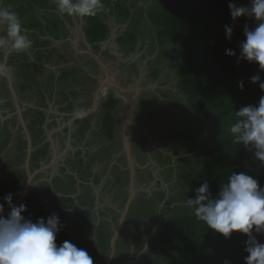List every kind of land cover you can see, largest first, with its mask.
Segmentation results:
<instances>
[{
  "label": "trees",
  "instance_id": "1",
  "mask_svg": "<svg viewBox=\"0 0 264 264\" xmlns=\"http://www.w3.org/2000/svg\"><path fill=\"white\" fill-rule=\"evenodd\" d=\"M111 1L114 7L120 10V15L125 18L129 16L132 5L128 7L119 0H104L106 9ZM10 2L15 6V12L20 17L22 25L33 28L43 35L53 30L52 35L58 37V34L63 32L58 28V15L48 12L56 8L54 0H10ZM229 3L237 6L249 5V0H158V4L147 11L149 21L157 28L158 44L163 46L168 42L169 48H166L168 51L163 52L168 53L167 62L169 61L170 70L174 72L176 87L187 97L189 107L201 113L203 118L216 121L218 125L215 129L221 132L216 142L215 155L203 159L201 168L195 174H189L186 179V186L194 195V189L207 179L214 196L234 171L249 172L258 179L261 186H264V166L255 160L253 153L246 151L242 145L233 143L227 131L234 121L236 109L242 105L258 104L259 98L264 95L259 88V82L252 83L250 80L253 75L259 74L264 81V71L260 70L256 62L237 59L240 55L238 45L245 39L244 26L247 24L252 29L258 21L251 17L240 16L233 22ZM36 9L42 10L44 15H50L45 24L38 17ZM102 17L103 13L88 17L85 26L88 41L98 45L108 37V28ZM225 25L233 27L231 39L226 38ZM136 38L135 33L127 32L117 41L132 45ZM225 49L235 50L236 55H226ZM160 66L162 67V65L154 67L151 79L159 78L162 69ZM34 79L35 77L30 78V80ZM241 80L244 82L242 91L238 88V82ZM22 81L20 91H24L26 86H31L29 82L25 83L24 79ZM162 81L165 82L164 79ZM121 107L122 101L112 92L102 100L103 127L108 132L109 139L113 138V133L117 131L115 112ZM12 125H15V121ZM20 126L15 129L14 142L18 147L17 156L22 159V164L26 155V139ZM34 126L35 144L38 142L37 138L43 139V129L38 123ZM174 133L182 132L174 131ZM0 138L4 139L0 145L1 153L3 145L5 146L6 135L0 133ZM47 143L32 152L30 165L34 169L49 159ZM114 143L119 150L120 140H114ZM17 163L19 161L0 169V203H4L3 197L9 192L13 193L14 199L25 178L24 168ZM187 182H192V187ZM125 198L126 191H124ZM75 199L81 198L52 194L48 187L36 188L26 194L23 203L27 205V209L22 215L35 222L39 217H44L46 220L55 212L59 217L60 229L56 234L57 244L68 240L77 247L86 249L92 258H95L96 246L101 249L108 248L111 233L103 230V222L96 230V237H93L95 212H91L89 208L81 210L83 205L74 203ZM141 201L142 199H136L131 203L125 218L124 228L116 243L118 251L115 257L118 264L125 259L122 253L126 250L118 245L126 233L127 223L133 217L135 206H140L142 209L143 219L147 221L151 219L145 225V229L143 228L148 233L153 229V226L151 227L153 222L161 217V214L153 215V208L147 203L141 205ZM7 209L8 206L5 204V212ZM143 232H140L141 238L136 242V250L143 247ZM254 235L260 242H264V234L254 233ZM246 239V236L238 232H233L231 237L226 239L221 234L208 229L204 222L195 217L194 211H188L178 212L166 221H162L149 240L150 243L167 248L169 257L165 264H224L225 259L230 260L231 264H245Z\"/></svg>",
  "mask_w": 264,
  "mask_h": 264
},
{
  "label": "rangeland",
  "instance_id": "2",
  "mask_svg": "<svg viewBox=\"0 0 264 264\" xmlns=\"http://www.w3.org/2000/svg\"><path fill=\"white\" fill-rule=\"evenodd\" d=\"M136 1L138 2V0H135V2ZM139 4L144 10H149L158 4V0H141ZM111 16L112 15H109V17ZM46 18L47 14L43 15V20ZM111 19H113V17ZM126 20H124V18H119L115 25L116 28L119 29L120 27L122 28V26L124 27ZM125 27L126 33L135 32L137 40L135 44L131 45L135 47L134 52L131 54L124 53V59H135L136 57L138 58L142 56L138 61L139 63L136 65L137 74L135 73L131 77V73H126L131 78H128L125 84L133 83V85L136 86L150 87V89L141 93L140 97L136 98L134 102V116L139 118L136 121L137 128H134V140L142 149V152L148 149L146 155L145 153H142L143 157L146 159L147 165L145 168L140 169L137 172L136 197L137 199H142L141 205L144 206L147 203L151 208H153V215L155 213L161 214L162 223V221H166L178 212L194 211L193 208L188 207L186 204L188 198L195 197L189 187L186 186V179L189 174H195L201 168L203 159L211 158L215 155L216 142L221 132H219L218 129H215L218 125L216 121L203 118L201 113L199 114L198 111L197 113L194 109H191L188 105L187 97L176 87L175 79L173 77L174 73L170 74L172 71L169 67V61L167 62L168 53L163 52L164 50H166V52L168 51L166 49L169 48L167 45L168 43L158 49L154 48V41H152V43L149 42L148 45L146 44L148 37L152 38V35L155 32V26L151 24L147 15L143 14L142 18L136 20L131 19ZM120 34H122V32H120ZM41 36L42 35L33 34L32 41L47 44ZM141 38L142 43L144 42L143 44L139 41ZM140 43L142 45L139 49L137 46L140 45ZM128 46L130 45L128 44ZM37 54L38 51L35 54L29 53V55H32L31 59L36 62L34 63L30 61V63L37 65L36 67L33 66L29 71V76L35 73V71L39 73L36 74L35 80L42 86V90L37 89L36 91L35 87L30 86L28 87L29 90H26V92L22 95L23 102L28 104V108L26 107L25 111L30 116H36L35 106L37 100L39 99L37 93L40 94L42 91L44 93L45 85L49 87L52 86V88L53 86H56V88L60 89L62 92L64 88L66 89L70 86V83L73 80L69 78V68H61L60 66H57L56 68V66L51 65V69L54 70L56 68L58 70L55 69V72L50 71V68L48 69L47 67L49 64L46 66L44 59L35 58L37 57ZM106 59L110 60V57H106ZM86 65L92 66V63L85 60L84 67ZM159 65H162V67L160 66L162 68L160 73L163 75L165 74V77H163L165 82L158 79L154 80L149 77L150 72L154 69V67ZM37 67L40 71L35 69ZM123 68L124 67H121V69L116 68L120 75L123 72L125 73ZM94 72L98 74V72ZM79 73V75L85 74L83 71H80ZM32 81L33 80H29L30 85H32ZM177 94L180 96H177ZM129 96L130 95L118 96V98L123 102L122 109L117 114L120 123L118 131L119 137L122 136L125 128V120L127 118V102L129 100ZM73 97H75L76 100L79 99V97H76L75 94ZM95 115L96 112L91 113V118L93 120L95 119ZM4 123L7 125L5 119H0V133L6 135V142H9L12 137L10 136V132H6V126ZM174 131H181L182 133L176 134ZM108 135L109 134L104 137H107ZM100 138L102 137L98 132L93 134L89 138V141H85L86 144H84V146L88 149V156L82 157L79 154L76 157V162H73L75 165L72 166L71 172L78 169V171H80V176L78 175L79 179L82 178L83 180V178L86 179L91 176L90 170L93 167V161L91 160L97 155L96 149H99V145L96 143ZM3 140L4 139L0 138V145L3 143ZM18 151L19 150L15 145V142L10 141L0 157V169L13 165L17 161H19L17 164L21 167L23 163L21 164L22 159L17 156ZM98 155H102L104 158L106 157L108 162L104 161L101 166H95L97 168V172L94 173V175L97 174L96 178L90 177L85 181L83 186H81L73 181L74 175H71L66 178V192L68 194L79 195L80 198H87L86 195H89L88 199H96L98 203H100L99 209H95L93 204L89 205L91 212L94 211L96 215L94 217V225L98 227L99 224L104 222L103 230L111 233V230L114 229L117 224L119 214L123 208V205L118 204V201H116L118 197L116 196L117 193L115 191H118L120 188V192H122V186H124V191H126L128 181L123 175V178L118 181V171L114 166L110 168V165L113 163H115V165H125L123 160L124 154L121 150H116V146L111 145V142L108 140V147H100ZM147 155L149 156L147 157ZM170 155H172V162L174 160L171 168L162 170L156 168L153 163H151L156 160L160 165L168 164L171 160ZM88 158L90 160H88ZM88 161H90V163ZM98 167H101V170L98 171ZM86 168V171L82 170ZM150 172L152 173V176L150 175ZM153 175H156V178L153 177ZM123 183L124 185H122ZM23 184L20 185L18 193L22 189ZM187 184L192 187V182H187ZM121 200H125L124 195L121 196ZM160 207L162 210H160ZM86 213L90 215L88 212ZM132 215L133 217L126 225V233L122 236L118 246L126 249L124 251L125 254L132 250L130 258L136 261L134 264H165L169 257L167 248L157 245L156 243H150V233L144 230L145 225L149 223L151 219L150 221L145 220V218L143 219V211L140 209V206H135ZM153 223L154 224L151 225V227L153 226L152 228H154L157 224V220ZM140 232H143L142 235L144 236V241H146L145 239L148 237L147 244L144 242L143 246H146L142 247L141 251L136 250V242L141 238ZM124 239L126 242H124ZM101 251V254H103V250ZM136 256L138 259L134 258ZM93 261L94 264H104L103 261H99V263H97V258H93ZM114 264L118 263L114 261Z\"/></svg>",
  "mask_w": 264,
  "mask_h": 264
},
{
  "label": "clouds",
  "instance_id": "3",
  "mask_svg": "<svg viewBox=\"0 0 264 264\" xmlns=\"http://www.w3.org/2000/svg\"><path fill=\"white\" fill-rule=\"evenodd\" d=\"M54 3L61 16L95 17L106 11L104 0H54ZM228 7L233 22L240 16L258 21L252 29L247 24L244 26L245 39L238 45L240 55L237 59L256 62L264 71V0H249V5L240 6L229 3ZM0 30L4 33L0 35V50L20 53L31 48L33 41L29 39L18 14L2 5ZM232 32L233 27L225 25L227 39H231ZM225 54L233 56L236 52L225 49ZM8 71L7 66L0 63V74ZM250 80L252 83L259 82V88L264 92V81L259 74L253 75ZM238 88L243 90L242 80L238 82ZM86 115L82 108L74 110L76 118ZM227 131L233 143L253 153L255 160L264 166V95L259 98L258 104L242 105L236 109L234 121ZM194 192L195 197L188 198L186 204L194 209L195 217L226 239L233 232L246 236L245 264H264V242L254 235L264 234V186L258 179L249 172L234 171L214 196L207 179ZM3 201L0 203V264H94L86 249L68 240L57 244L56 234L60 229L55 212L46 220L39 217L33 222L22 215L27 209L26 204H13V193H7ZM5 204L10 209L7 215L4 214ZM224 264H231V261L225 259Z\"/></svg>",
  "mask_w": 264,
  "mask_h": 264
},
{
  "label": "flooded vegetation",
  "instance_id": "4",
  "mask_svg": "<svg viewBox=\"0 0 264 264\" xmlns=\"http://www.w3.org/2000/svg\"><path fill=\"white\" fill-rule=\"evenodd\" d=\"M48 12H49V14H50V12H53V13L57 14L59 17L58 28L60 29V31L63 30V32L62 33L60 32L58 34L59 35L58 37L52 35L53 30L47 32L46 35H43V34L39 33L37 30H34L33 28H28L27 26L22 25L25 29H27L28 37L30 36L29 39H31V40L33 39L32 38L33 34L42 35L41 36L42 39L47 44H45V43L43 44V42L42 43L33 42L31 48H29L28 50H26L24 52H20V53L0 50V63L5 64L7 66V68L9 69L8 72H6L4 74H0V119H5V122L7 124L5 127V130H6V132H10V134H11L10 136L12 138H11V140H9V142L14 141V137H15V133H16L15 129L21 125L20 121H19L18 110L20 111V114L22 115V118L26 124V127L30 131V135H31V139H32L33 147H34L33 151L36 148H38L41 145L48 142L47 143V148H48L47 155H48L49 159L46 162H42L44 164L41 163L38 166V168L42 167L43 165L44 166L47 165L51 160H55L56 166L59 170L60 169L61 170L66 169V167L68 168L69 162H71V163L76 162V157L79 155V154H77L78 150H83V148H80L79 143H80V145L86 144L85 142L82 143L83 139H82V141L78 140L79 136L76 134V132L77 133H82L83 131L86 132V134H87L86 141H89V138L93 134H96L98 132L100 133L102 138H100L99 141L96 143L97 145H99V149H96L97 155L100 152V147H102V148L108 147V140L111 142V145H113V146H116V144L114 143V140H118V141L120 140L121 147L119 150H121L122 153L124 154L123 160H124L125 165L122 164V167H124V169H126L125 170L126 172L124 173V175H125V178H127V181H128L127 186L128 187L126 188L127 189L126 190V198L124 201L121 200V196L124 195V186H122L123 188H121V189H123L122 192H120V188H119L118 191H115L117 193V194L116 193L115 194L118 197V199H116V201H118L117 203L124 206V203H125L127 197L129 196L130 179H129V166H128L127 157H126L125 151L122 148L123 147V141L122 140H123L124 132H123L121 137H119V132H118L120 123H119V118H118L117 114H118V112H120L122 107L115 112L116 119H117V125H116L117 131L115 133H113V135H112L113 138H110V139H109V135L107 137H104L108 134V132L103 127L101 107H102V100L110 92H112L117 98H118V96H123V95H130L129 96V98H130L131 96L134 95V92L121 93L111 86H104L100 90L99 95L97 97V89L99 88V86H100V84H101V82L105 76H104L102 69L98 65V63L95 61L93 56H91V54L89 53L88 49L90 48L96 55H98L101 62L103 64L107 65L108 68H110V70L113 72L116 80L122 86H124V87H133L134 86V87L142 88L137 93L136 98L140 97L141 93H144L147 89H150V87L136 86V85H133V83L125 84V82L128 78H131L135 73L137 74L136 65L139 62L136 63V61L132 60L133 58H129L128 60L124 59V57H123V56H125L124 51L121 50V46H120L121 44H120V42L117 41L119 37L116 36L115 32L111 31V33H109V28H111V27H109V28L107 27L108 28L107 39L102 41L101 45H98L94 42H92V43L89 42L87 37H86L85 26L87 24L88 16H85V17L67 16V15L61 16L56 11V8L53 10H49ZM144 14L147 15V13H144ZM49 18H50V15L49 16L47 15V19H49ZM71 22H72V24H71ZM75 24H76V27H74ZM69 27H72V31H70ZM155 29L157 30V28H155ZM133 33H135V32H133ZM2 34H4V33L2 30H0V35H2ZM110 34H112V35L110 36ZM156 39H157V33H153L150 43H152V41H154V43H155ZM88 45H89V47H88ZM158 47L160 48L162 46H160L159 44L157 45L155 43L154 48L156 49ZM37 51H38V54H37V57H35V58L44 59L45 60L44 62H46L45 65L47 66L49 64L47 66L48 69L50 68L51 65L56 66V68H57V66H60L61 68H69V70H70V73H69L70 77L69 78L73 79L72 82L70 83V86L76 85L77 86L76 88L79 89V92H77L75 94L76 97H79V99L81 98L80 100H85V103H84L85 109L84 110H86L88 108H92L87 113V115L84 116L83 118H76L75 119V121H74V128H75L74 134L75 135L73 136V138L68 137V135H67L68 129L67 128H63L61 131L59 130L60 131L59 134L56 132L54 135L56 137V139H54V136L53 137L51 136V138H52L51 141L53 142L54 147H55V153H56V155H58L57 157L54 156V151H53L51 141L47 140V137L44 135L45 134L44 131H47V134L50 130L52 131L53 120H56V122H57L58 116H62L63 110L57 109L58 104H60L62 106L65 104V106L63 107L64 113H67L69 110H72V112H74L73 107H70V106L72 104H74L71 99L74 100L75 97H73V94L70 91H67V97L65 95H63L64 94L63 92L67 88L66 89L64 88V90L61 92L60 89L56 88V86H53V88H52V86L49 87V86L45 85L44 93H43V91L40 92V94L37 93V95L39 96V99L37 100L36 106H35L36 107V116H33V115L30 116L29 114L26 113L25 109L28 106V104L26 102H23L22 95H23V93L26 92V90H29V89H28V86H26V89L24 91H20L19 87H20V85L23 84V81H22L23 79H24V82L26 83V82H29L30 78L35 77L36 74H39L38 72L35 71V73H33L32 75L29 76V71L32 69V67L37 66L36 64H34L36 62H34L31 59L32 55H29V53L35 54V53H37ZM106 57L107 58L110 57V60H107ZM85 60L90 61L92 63V66L86 65L84 67V61ZM30 61L34 62V63H30ZM28 63H30V65H28ZM52 63H54V64H52ZM38 67L35 69L40 71ZM121 67H124L123 69L125 70V73L123 72L121 75H125V76H121L116 70V68L121 69ZM61 68H59V69H61ZM55 69L53 70L50 68L49 70L54 71V72L56 70H58V69H56V70ZM80 71H83V73H85V74L79 75ZM94 71L98 72V74L95 73ZM152 71L150 72L149 77H151ZM54 72H51V73H54ZM76 73H78V74H76ZM126 73H131V77L129 75H127ZM171 73H174V72L172 71V72H170V74ZM6 74L8 76H6ZM163 77H165V74L163 75L161 73V75H159V78H157V79L159 80V79H162ZM35 79L31 82L32 83L31 86L35 87L36 91H37V89L42 90V86ZM11 87L16 94L17 102H15V98H14ZM177 96H180V95L177 94ZM136 98H135V100H136ZM180 98H182V97H180ZM95 99L97 100V104H94ZM135 100H134V102H135ZM60 101H62V102L60 103ZM56 102H58V103H56ZM74 102H76V101H74ZM127 104H128V102H127ZM122 105H123V102H122ZM134 110H135V108H134ZM93 112H96L94 120L91 118V113H93ZM138 119L139 118H137V116L133 117V121H132V125H131V132H130L131 154H132V157L134 159V163H136L134 165L135 174H136L135 179L136 180H137V177H136L137 172L140 169L145 168V166L147 165L146 159H145V157H143L142 153L143 154L145 153V155H146V153L148 152V149H146L145 151L142 152V149L137 145L136 141L134 140V133H135L134 128L135 127L137 128L136 121ZM14 121H15V125H12V122H14ZM35 123H38L39 126L43 129V134H42L43 139H41L42 137L40 138V140H39V138H37L38 142L34 144L33 141L35 140V136H34V133H35V130H34L35 126L34 125H35ZM96 127H98V128H96ZM20 128L22 130L21 126H20ZM124 130H125V128H124ZM78 141H80V142L78 143ZM9 142H5V146L3 145L2 151L0 153V157H1L2 153L4 152V150L7 148ZM67 145H69L70 147L66 150L64 155L59 156V154L66 148ZM109 145H110V143H109ZM75 146H76V148H75ZM84 150H86V152H88L87 151L88 149L86 147ZM97 155L95 157H93V159L91 160V161H93V164L95 166L96 165L101 166L104 161L107 162L106 157L104 158V156H102V155H98V156ZM148 156L149 155H147V157ZM170 156H171V160H170V163H168V164L160 165L156 160H154L151 163H153V165L158 169L165 170V169L171 168L173 163H174V160L172 162V155H170ZM165 159H166V157H165ZM88 160H90V159L88 158ZM88 162L90 163V161H88ZM76 164H79V163H76ZM22 167L24 168V161H23ZM30 167L32 170L38 169V168L34 169L31 165H30ZM24 170H25V168H24ZM47 170H50V169L46 168L44 172H46ZM99 170H101V167H98V171ZM48 172L50 174L51 171H48ZM49 174L47 175L48 177H49ZM150 175L152 176L151 172H150ZM25 176H26V172H25ZM153 177L156 178V175H153ZM54 180H55V176L52 177V181H50V182L54 183L55 182ZM136 180H135V185H134L136 192H135V195H134L132 202L137 199V197H136L137 196ZM25 181H26V178H25ZM25 181L23 183H25ZM122 182H124V181H122ZM42 183H43V181L40 182V184H41L40 187H42ZM158 183H160V182H158ZM122 185H124V183ZM33 189H35V187L33 188V185L31 184L30 190H33ZM51 193L56 194V195H63L65 197H68L70 194V193L68 194L67 192H64V191L63 192L58 191L56 193L51 191ZM75 197H80V196L75 194V196H73V198H75ZM86 197L87 198H81L79 200L75 199L74 203L79 204L80 206L83 205L81 207V210H84L86 208L91 209L89 206L91 204L94 205L95 209L100 208V206H99L100 203H98V201L96 199H94V200L88 199L89 195L88 196L86 195ZM80 202H82V203H80ZM129 208H130V206H129ZM128 212H129V209H128ZM128 212H127V214H128ZM120 214H121V212H120ZM120 214H119V217H120ZM127 214H126V216H127ZM119 217H118V219H119ZM116 225H115V227H116ZM123 225H124V223H123ZM94 227L95 228L93 231V237H96V230L98 227L96 225ZM114 229H112V230L114 231ZM122 229H123V226H122ZM122 229L120 231V234L122 232ZM112 230H111V237L113 235ZM120 234H119V236H120ZM119 236H118V239H119ZM109 242H110V239H109ZM144 242H146V241H144ZM95 244H96V240H95ZM143 247H145V246H143ZM117 249H118V247H116V252H115L113 259H112V264H114V261L116 262L115 256H116V253L118 251ZM101 250H103V254H101V252H102ZM138 250L141 251L142 248H140ZM131 253H132V250L128 251L126 254L124 252L122 253V257L125 259L122 260L121 264H124L125 262H128L127 264L136 263V261H134L133 259L130 258ZM98 255H99V257H98ZM108 255H109V243H108V248H105V249L104 248L101 249L98 246H96V256L97 257H95V258H97V263H99V261H101V262L103 261L104 264H106V259H107ZM134 258L136 259L137 256Z\"/></svg>",
  "mask_w": 264,
  "mask_h": 264
},
{
  "label": "crops",
  "instance_id": "5",
  "mask_svg": "<svg viewBox=\"0 0 264 264\" xmlns=\"http://www.w3.org/2000/svg\"><path fill=\"white\" fill-rule=\"evenodd\" d=\"M140 1L141 0H138V2L136 1L135 2V0H119V2H121V3H123V4H125V6H131V11H130V13H129V16L128 17H124V16H122V15H120V10H118V9H116L115 7H114V5H113V1H111L110 2V4L108 5V8L106 9V11H104L103 12V17H102V20H103V22L107 25V27L109 28V27H111V28H109V33H111V31L112 32H115V34H116V36L117 37H122V35L126 32L125 31V26L130 22V20L132 19V20H136V19H139V18H142V16H143V14L144 13H147V11L148 10H144L143 8H142V6L139 4L140 3ZM0 5H2V6H6V7H9V8H11L13 11H15V6H13L12 4H11V2H10V0H0ZM35 12H37L38 13V17L44 22V23H46V21H47V18L45 19V20H43V15H44V13H43V11L42 10H35ZM141 12V14H139ZM109 15H112L111 17H109ZM141 15V16H140ZM113 17V19H111ZM147 17H148V15H147ZM104 18H105V20H104ZM119 18L121 19H123L124 18V20H126V23H125V26L123 27L122 26V28L120 27L119 29L118 28H116V22L119 20ZM71 24H72V22H71ZM74 27H76V24H75V26ZM70 28V31H72V27H69ZM156 27H154V33H157V30L155 29ZM118 30V31H117ZM120 32H122V34H120ZM112 34H110V36H111ZM118 38V39H119ZM152 38L150 37H148V40L146 41V44L148 45V43L150 42V40H151ZM136 40H137V38H136ZM139 41H141V43H142V38L139 40ZM136 43V41L134 42V44ZM140 43V45H138L137 47H139V49L141 48L140 46L144 43H142L141 44ZM157 45H158V41H157V39H156V42H155ZM168 42H166L165 44H167ZM120 46H121V50L122 51H124V53L125 54H131V53H133L134 52V49H135V47H133V46H128V44L127 43H125V42H120ZM159 48V47H158ZM158 48H156V49H158ZM142 56H140V57H136L135 59H133L134 61H139L138 59H140ZM164 79V78H163ZM160 81H162V79H159ZM77 86L76 85H74V86H70V88H69V86L67 87V89L63 92L64 94L63 95H65L66 97H67V91H70V92H72V94L74 95V94H76L77 92H79V89L78 88H76ZM79 87V86H78ZM73 101V103L74 104H72L70 107H73V110H75V109H77V108H82V109H85L84 108V103H85V100H80V99H78V100H76L75 98H74V100H72ZM74 101H76V102H74ZM62 101H60V103H61ZM56 103H58V102H56ZM83 105V106H82ZM65 106V104L62 106V105H60V104H58V106H57V109H59V110H63V113H62V116H58V119H57V122H56V120H53V122H52V126H53V129H52V131L50 130L49 132H48V134H47V131H44V135L47 137V140H49V136L51 137H53L54 135H55V133L57 132L58 134H59V132L63 129V128H67L68 129V137H72L73 138V136L75 135L74 133V131H75V128H74V121H75V119H76V117L74 116V112H72V110H69L67 113H64V109H63V107ZM61 125V126H60ZM56 127V128H55ZM60 130V131H59ZM76 134L79 136H77L78 137V140H80V141H82V139H83V141H82V143L83 142H85L86 141V138H87V134H86V132H82V133H77L76 132ZM76 137V136H75ZM52 139V138H51ZM54 139H56V137L54 136ZM80 141H78V143L80 142ZM77 143V144H78ZM84 145H80V148H83V150L85 149V146L83 147ZM70 146L69 145H67L66 146V148L59 154V156L60 155H64V153L66 152V150L69 148ZM78 150V152H77V154H80V156H82V157H86L87 156V152H86V150ZM116 150H117V148H116ZM58 155H56L55 157H57ZM108 162V161H107ZM42 164H44V163H42ZM68 165H69V167L67 168L66 167V169H58L57 168V166H56V162H55V160H51L48 164H47V166H49L47 169H50V170H47L46 172H44V171H41V172H37V173H35L34 174V177H33V179H32V185H33V188L35 187V189L36 188H39L40 187V182L41 181H43V183H42V187H48L49 189H50V191H52V192H60V191H64V192H66V188H67V186H66V178L67 177H70L71 175H74L73 177H74V182L76 183V184H80L81 186H83V184L85 183V181L86 180H88L90 177H93V178H96V175H94V173L95 172H97L96 171V167H95V165L93 164V167H92V169L90 170V173H91V176L88 178H83V180H82V178H80L79 179V176H80V171H78V169H76V170H73V172H74V174H73V172H71V170H72V166L73 165H75V163H71V162H69L68 163ZM81 165V164H80ZM115 167L116 168V170L118 171V181H119V179H121L123 176H125L124 175V173L126 172L125 171V169H124V167H122V164H120V165H115V163H113V164H111L110 165V168L111 167ZM79 167V166H78ZM79 169H80V167H79ZM83 171H86L87 170V168L86 169H82ZM48 171H51L50 172V174H49V172ZM40 173V174H39ZM49 174V178H48V175ZM79 175V176H78ZM123 175V176H122ZM53 176H55V182L53 183V182H50V181H52V177ZM37 177V178H36ZM25 178H26V176H25ZM98 178V177H97ZM49 179V180H48ZM24 181H25V179H24ZM23 183V182H22ZM46 184H48V185H46ZM45 185V186H44ZM39 186V187H38ZM41 187V188H42ZM69 196H71V197H73V196H75V194H69Z\"/></svg>",
  "mask_w": 264,
  "mask_h": 264
},
{
  "label": "water",
  "instance_id": "6",
  "mask_svg": "<svg viewBox=\"0 0 264 264\" xmlns=\"http://www.w3.org/2000/svg\"><path fill=\"white\" fill-rule=\"evenodd\" d=\"M131 11V10H130ZM89 47V45H88ZM89 53L91 54V56H93V58L95 59V61L98 63V65L100 66V68L102 69L103 73H104V79L102 80L99 88L97 89V97L99 95L100 90L104 87V86H111L113 88H115L116 90H118L121 93H128V92H134V95L131 96L128 100V104H127V118L125 120V130H124V136H123V150L125 151L126 157H127V161H128V166H129V196L127 197L123 209L121 211L120 217L117 221V225L113 231V235L110 238V242H109V255L106 259V264H112V259L113 256L116 252V242L118 239V236L120 234V231L122 229L126 214L128 212L129 206L134 198L136 189L134 188L135 185V167L134 165L136 163H134V159L132 157L131 154V136H130V132H131V125H132V121H133V117H134V100L136 98L137 93L142 89L140 87H124L122 86L115 78L113 72L110 70V68H108L107 65L103 64L101 62V60L99 59L98 55H96L90 48L88 49ZM6 76H8L6 74ZM12 89V87H11ZM14 98H15V102H17L16 99V94L14 92V90L12 89ZM94 104H97V100L95 99ZM92 108H88L85 110L86 113H88ZM18 116H19V121L22 127V131L24 133L25 139H26V155H25V160H24V168H25V172H26V181L22 187V189L20 190V195H16V197L13 199V204L15 205H19L20 203H23L24 198L26 196V194L28 193V191L30 190L31 187V182L32 179L34 177V174L37 172H41L44 171L46 168H48L47 165H43L42 167L36 169V170H32L30 167V160H31V155L33 152V143H32V139H31V135H30V131L28 130V128L26 127V124L22 118V115L20 114V111L18 110ZM49 140L51 141V137L49 136ZM52 147H53V151H54V156H56L55 153V147L53 142L51 141ZM26 193V194H24ZM161 208V207H160ZM10 209L8 208L5 215H7V212ZM161 210V209H160ZM160 215V214H159ZM161 223V217L159 216V219L157 221V224L154 226V228L152 229V231L149 234V237L152 236L154 234V232L156 231V228L160 225ZM147 240L148 237L146 238V244H147ZM146 246V245H145ZM128 262H125L124 264H127Z\"/></svg>",
  "mask_w": 264,
  "mask_h": 264
}]
</instances>
